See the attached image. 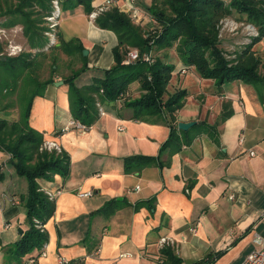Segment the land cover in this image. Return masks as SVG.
<instances>
[{"label":"crops","instance_id":"1","mask_svg":"<svg viewBox=\"0 0 264 264\" xmlns=\"http://www.w3.org/2000/svg\"><path fill=\"white\" fill-rule=\"evenodd\" d=\"M103 2L93 0L92 7ZM124 3L113 7L128 14ZM150 4L135 1L140 19L134 24L152 28ZM62 15L58 34L87 51V71L76 85H88L113 65L117 37L90 22L82 6ZM167 60L176 73L183 67L175 54ZM66 77L55 74L54 83ZM54 83L32 100L28 124L68 156V175L37 180L44 193L59 194L44 224L47 242L18 257L15 245L30 226L20 199L23 182L12 168H2L0 264L30 258L35 264H58L61 258L71 264H241L254 250V234L264 235V84L232 81L217 87L191 69L172 75L173 91L187 92L175 124L194 125L183 131L193 137L190 143L169 154L160 151L170 132L168 117L137 121L123 102L101 105L92 126L63 132L72 119L68 88ZM133 156L154 161L128 170L123 159ZM8 159L0 152V164ZM112 201L115 208L106 209ZM163 237L172 242L161 245Z\"/></svg>","mask_w":264,"mask_h":264},{"label":"trees","instance_id":"2","mask_svg":"<svg viewBox=\"0 0 264 264\" xmlns=\"http://www.w3.org/2000/svg\"><path fill=\"white\" fill-rule=\"evenodd\" d=\"M14 1L8 3L3 0L4 10L0 11V16L8 18L2 26L9 28L21 25L29 50H39L42 53L41 50L47 44L42 26L44 18L51 12L52 0ZM92 1L64 0L60 2L61 11H73L82 6L88 16L94 10ZM231 10L245 16L246 22L254 25L259 31L258 39L254 40L252 45L264 38V0H230L228 6L222 0H151L146 12L158 26L152 34L145 33L140 24H134L128 14L112 7L98 15L94 24L99 29L113 32L117 37L118 44L112 50L113 65L100 72L101 76L93 78L90 84L81 87H78L76 82L87 71L86 57L82 55L83 47L78 40L65 42L57 34L59 43L54 49L68 56L77 54L81 59V68L63 79L68 88L72 119L88 128L99 118V106L121 100L123 106L132 111L134 120L147 121L150 118L168 117L170 132L160 151H167L169 154L179 151L193 138L188 132L179 131L175 124V113L182 108L187 92L176 90L167 94V87L175 69L174 64L166 62L167 55L162 58L155 56L152 63L146 61L143 56L151 55L155 50L174 48L178 62L192 68L198 78L214 81L217 87L232 81H241L255 87L263 85L264 71L259 73L261 62L250 53L252 45L238 56L236 64L231 65L221 57L217 49L216 25L221 18L229 16ZM131 49L137 50L139 57L136 61L125 64V58ZM27 55L29 56L20 54L0 59V74L4 73L8 77L17 65H21L22 73L26 71L30 65L26 57L32 54ZM52 71L54 74L55 69ZM5 80L7 82L6 78L1 79ZM53 83L52 76L38 85L41 92L31 95L25 109L21 111L19 120L10 121L5 115L0 116V152L9 156L7 163L14 173L24 178L27 183L26 194L20 199L27 211L30 226L15 245L14 251L18 257L42 248L47 242L44 232L34 228L33 219H38L44 225L53 214L54 202L49 201L40 190L37 180H50L55 175L65 178L68 175V156L63 152L40 150L44 141L43 135L28 124L32 100L42 94L46 85ZM132 83H138L141 95L139 98L128 100L125 95L128 94ZM6 86L14 89L16 85L6 83L3 88ZM165 94L168 97L163 100ZM230 114H223L222 120ZM196 126L207 127L204 123ZM153 161L151 157L133 156L123 159V164L126 169L132 170ZM1 169L0 167V183L5 178ZM116 204L112 201L106 209L115 208Z\"/></svg>","mask_w":264,"mask_h":264},{"label":"rangeland","instance_id":"3","mask_svg":"<svg viewBox=\"0 0 264 264\" xmlns=\"http://www.w3.org/2000/svg\"><path fill=\"white\" fill-rule=\"evenodd\" d=\"M7 1L8 3L15 2L14 0ZM222 1L227 6L230 2V0ZM51 3L52 1L50 2V6H52ZM3 5V0H0V11L4 10L2 7ZM46 17L44 18V24L42 27L44 28L43 36L46 38L47 44L41 50L42 53H40L39 50H29L27 40L24 38L22 33L21 25H15L9 28H5L2 26V23H4L8 17L0 16V59L14 57L20 54H25L26 56H29L27 54H32V56L26 57V61L30 65L28 69H26V71H23V73L21 65H17L13 68L12 73L8 77H6L4 73L0 74V116L5 115L10 121L19 120L21 111L25 109L31 95L41 92L40 88L38 87L39 84H43L52 76L54 78L55 74L68 77L72 74V72L78 71L81 68V64L79 61L80 57H77V54L68 56L54 49V47L57 46L59 43L57 37L58 28L52 31V29L49 28V24L46 21ZM153 22L154 25L152 26V28H150L151 26H143L145 33L152 34L153 30L155 28H158L156 22ZM231 23L232 25H230ZM216 31L217 49L220 52L221 57L224 58V60L228 61L230 65L236 64L238 56L241 55V53L245 51L249 46H251L254 40H257L259 37V31L257 30V28L251 23L246 22L245 16L238 14L233 10H231V14L229 16L223 17L218 21L216 25ZM249 31L254 32L255 34L253 36H250L248 35ZM13 46L18 47V49L20 50L19 52H17L16 50L17 53L15 55L10 54V50ZM173 49L174 48L164 51L155 50V52H152L151 55H147L149 56V59L146 61L152 63L155 56H160L162 58L164 55L166 56V53L169 58L174 57L175 53ZM170 51H173L174 54L168 53ZM250 53L254 54V56L260 60L261 63L259 66V73L262 74L264 71V38L261 41L256 42L254 45H252ZM166 62H168V60H166ZM53 66L55 67L54 74L52 71ZM189 69V67L183 65L182 68H178V72L184 73V71H189ZM191 70L193 69L191 68ZM177 73L174 69L172 75ZM4 78L7 79V82L6 80L1 81V79ZM174 82L176 83V78H174ZM6 83L10 85L15 84L16 86L14 89L8 86H6L4 89L3 87L4 85H6ZM129 90L137 92V90H139V85L137 88L136 84L132 83L129 87ZM133 92L129 93V95L126 94L125 97H128V100L134 99ZM174 92L175 90L173 91V87L169 83L167 87V94H172ZM167 94H165L166 97H168ZM140 95L141 92L139 91V95L137 98H139ZM163 100H166L165 97H163ZM118 102L122 101L118 100ZM6 156L8 155L6 154ZM7 162L8 160L3 165L0 164V167L11 168ZM13 174L14 176L16 175L15 173ZM16 177L23 182V187H21L20 184L19 186L21 189H24V191L22 192V195L24 196L27 191V183L24 178L18 177L17 175ZM15 187L17 188L18 186Z\"/></svg>","mask_w":264,"mask_h":264},{"label":"built area","instance_id":"4","mask_svg":"<svg viewBox=\"0 0 264 264\" xmlns=\"http://www.w3.org/2000/svg\"><path fill=\"white\" fill-rule=\"evenodd\" d=\"M124 6L127 10V13L131 19L132 22H137L139 21V11L135 8V1L136 0H124ZM118 0H104V2L100 5H98L96 8H94V10L88 15L89 21L93 22L95 20V18L104 13L107 12L108 10H110L115 4H117ZM52 11L50 12V14L46 17V21L49 24V28L52 29V31L56 30L59 26L60 23V19L62 16V11H61V6L59 4V0H52ZM232 25V23L230 24ZM235 25V24H233ZM237 27V26H234ZM249 29V28H247ZM252 30V29H251ZM255 33L249 31L248 35L253 36ZM19 52L20 50L18 49V47H12V49L10 50V54L11 55H15L17 52ZM138 51L135 49L130 50L127 53L126 59L124 61L125 64L130 63V62H134L138 59ZM143 58L145 60L149 59V56L144 55ZM101 111V110H100ZM68 129H77V130H83L85 129V127L83 125H81L78 121L71 119L68 122L67 127H65L62 131H67ZM40 150H47V151H55L57 153H61V150L59 148V146L57 144H55L54 142H48V141H44L43 144L40 147ZM135 190L138 191L139 187L136 186ZM48 197L49 201L54 202L56 196L59 194V191L57 192H46L45 193ZM91 192H88L86 194H83V196H90ZM12 205L17 206L19 204L18 201L16 200H11ZM33 226L35 229H37L39 232H44V225L40 223V221L38 219H33ZM8 228V225H5V229ZM172 241L169 238L163 237L159 240V243L161 245H168L170 244ZM253 244L255 245L254 250L247 256V258L241 263V264H264V235L260 236L257 234H254L253 236ZM41 255L43 254V252L40 253ZM35 259L34 258H30L28 259L26 262L22 263V264H35ZM58 264H71L68 260L61 258L58 260Z\"/></svg>","mask_w":264,"mask_h":264},{"label":"water","instance_id":"5","mask_svg":"<svg viewBox=\"0 0 264 264\" xmlns=\"http://www.w3.org/2000/svg\"><path fill=\"white\" fill-rule=\"evenodd\" d=\"M82 55L84 57H86L87 56V51L83 50ZM62 84H63L62 81H58V82L54 83L55 86H61ZM193 125H194V122H180V123L177 124V129L180 130V131H186L189 128H191ZM19 233H21L20 230H19Z\"/></svg>","mask_w":264,"mask_h":264}]
</instances>
